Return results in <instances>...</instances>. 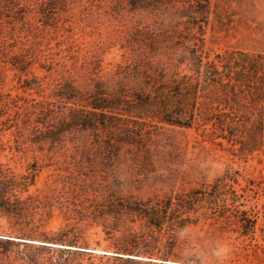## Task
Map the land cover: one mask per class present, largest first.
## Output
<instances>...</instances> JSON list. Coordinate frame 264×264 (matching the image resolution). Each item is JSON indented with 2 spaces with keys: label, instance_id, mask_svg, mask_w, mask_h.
<instances>
[{
  "label": "rangeland",
  "instance_id": "rangeland-1",
  "mask_svg": "<svg viewBox=\"0 0 264 264\" xmlns=\"http://www.w3.org/2000/svg\"><path fill=\"white\" fill-rule=\"evenodd\" d=\"M42 1L44 13L0 16L9 55L27 62L25 72L0 63L2 94L42 100L62 77L80 80L91 69L111 83L137 55L170 80L195 76L199 60L226 50L264 52V0H209L204 13L176 0H153L157 9L137 0H33ZM14 109L0 116V163L27 181L16 194L39 202L0 213V264H264V122L225 114L252 110L249 103H197L188 125L128 117L138 124L129 122L127 134L79 129L58 143L1 123ZM228 124L263 133L246 145L221 130ZM120 198H171L173 228L151 231L124 216ZM220 247L228 249L222 262L212 255Z\"/></svg>",
  "mask_w": 264,
  "mask_h": 264
},
{
  "label": "trees",
  "instance_id": "trees-1",
  "mask_svg": "<svg viewBox=\"0 0 264 264\" xmlns=\"http://www.w3.org/2000/svg\"><path fill=\"white\" fill-rule=\"evenodd\" d=\"M152 1L137 0L135 5L141 9L159 8ZM176 1L187 4L188 10H196L197 7H201V13L208 10L209 0H204L205 3L201 0ZM47 3L0 0V16L13 12L19 14V17L14 16V20H21L29 11L44 13ZM31 4L37 6L30 8ZM134 32L133 34H137L139 31ZM9 39H12L10 34L0 29V63H10L12 67L25 72V54L10 56L13 44ZM200 61L195 76L183 75L164 80L165 74L161 69L158 70L150 60L137 55L131 62L117 66L112 73L111 83L92 77L91 69L89 74L81 75L80 80L73 76L62 77L49 88L42 100L0 93V116L15 108L12 117L1 123L11 122L17 127V133L28 129L39 141L58 143L67 131L79 129L97 130L102 138L111 132L116 135L127 134L132 132L129 122L138 124L128 117L141 118L142 115L172 125H188L190 119L195 117L192 108L197 103H249L253 106L252 110H234L225 114L228 117H253L254 120L264 122V52L226 50L216 54L214 60H207L205 63ZM28 85L26 81V86ZM205 113L204 110H199L196 116L202 119ZM221 130H226L231 137H247L249 141L246 145H250L251 139L263 133L261 126L228 124ZM102 141L104 140L100 138L101 143ZM16 191H27V181L23 177L17 179L0 163V213L23 214L39 202L32 195L21 198ZM118 211L131 219H139L151 231L152 228L161 230L163 227L172 229L174 226L175 208L171 198L145 201L120 198Z\"/></svg>",
  "mask_w": 264,
  "mask_h": 264
},
{
  "label": "clouds",
  "instance_id": "clouds-1",
  "mask_svg": "<svg viewBox=\"0 0 264 264\" xmlns=\"http://www.w3.org/2000/svg\"><path fill=\"white\" fill-rule=\"evenodd\" d=\"M228 253V249L226 247H220L213 251L212 255L215 257L217 261L222 262L223 259L226 258Z\"/></svg>",
  "mask_w": 264,
  "mask_h": 264
},
{
  "label": "bare ground",
  "instance_id": "bare-ground-1",
  "mask_svg": "<svg viewBox=\"0 0 264 264\" xmlns=\"http://www.w3.org/2000/svg\"><path fill=\"white\" fill-rule=\"evenodd\" d=\"M49 244H51V245H56V246H61V245L54 244V243H49ZM92 251H95V250H92ZM95 252H97V253H110V252H108V251H102V250H96ZM178 264H179V263H178Z\"/></svg>",
  "mask_w": 264,
  "mask_h": 264
}]
</instances>
